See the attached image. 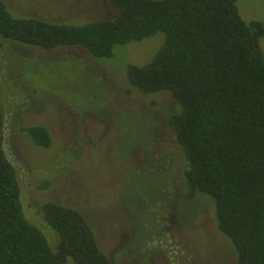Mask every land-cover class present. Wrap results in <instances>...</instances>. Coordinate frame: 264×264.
Instances as JSON below:
<instances>
[{
  "label": "rangeland",
  "instance_id": "1",
  "mask_svg": "<svg viewBox=\"0 0 264 264\" xmlns=\"http://www.w3.org/2000/svg\"><path fill=\"white\" fill-rule=\"evenodd\" d=\"M5 1L16 16L52 21L83 23L118 12L109 0ZM237 5L247 21L264 20V0ZM164 38L158 31L96 58L82 46L45 49L0 35L5 149L24 208L56 248L40 204L75 205L112 264H237L212 198L188 194L185 150L169 122L178 102L169 92L129 85L127 66L151 60ZM36 124L49 129L50 146L23 131ZM68 264L76 263L69 257Z\"/></svg>",
  "mask_w": 264,
  "mask_h": 264
},
{
  "label": "trees",
  "instance_id": "2",
  "mask_svg": "<svg viewBox=\"0 0 264 264\" xmlns=\"http://www.w3.org/2000/svg\"><path fill=\"white\" fill-rule=\"evenodd\" d=\"M113 17L76 23L16 16L0 0V35L52 49L82 46L96 58L115 46L163 31L145 64L130 63L127 77L142 93L169 92L179 110L169 117L185 150L189 195L210 196L218 227L234 246L237 264H264V20L247 21L237 0H109ZM50 146L42 125L23 127ZM57 234L54 248L31 221L22 201L18 170L5 149L0 83V264H112L96 230L75 206L40 204Z\"/></svg>",
  "mask_w": 264,
  "mask_h": 264
}]
</instances>
